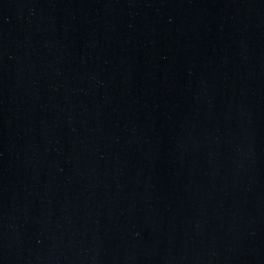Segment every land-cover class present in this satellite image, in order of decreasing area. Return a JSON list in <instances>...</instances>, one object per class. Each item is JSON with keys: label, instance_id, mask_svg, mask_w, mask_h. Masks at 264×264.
I'll return each mask as SVG.
<instances>
[{"label": "water", "instance_id": "water-1", "mask_svg": "<svg viewBox=\"0 0 264 264\" xmlns=\"http://www.w3.org/2000/svg\"><path fill=\"white\" fill-rule=\"evenodd\" d=\"M0 264H264V0H0Z\"/></svg>", "mask_w": 264, "mask_h": 264}]
</instances>
